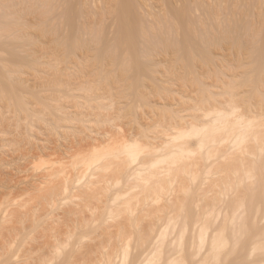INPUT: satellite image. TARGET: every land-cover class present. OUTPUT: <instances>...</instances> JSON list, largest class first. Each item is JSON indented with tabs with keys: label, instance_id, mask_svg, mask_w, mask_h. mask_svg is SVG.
Returning a JSON list of instances; mask_svg holds the SVG:
<instances>
[{
	"label": "rangeland",
	"instance_id": "rangeland-1",
	"mask_svg": "<svg viewBox=\"0 0 264 264\" xmlns=\"http://www.w3.org/2000/svg\"><path fill=\"white\" fill-rule=\"evenodd\" d=\"M172 1L0 0V264H264V0Z\"/></svg>",
	"mask_w": 264,
	"mask_h": 264
},
{
	"label": "bare ground",
	"instance_id": "bare-ground-1",
	"mask_svg": "<svg viewBox=\"0 0 264 264\" xmlns=\"http://www.w3.org/2000/svg\"><path fill=\"white\" fill-rule=\"evenodd\" d=\"M86 3L88 4L89 0H83V4L86 5ZM167 3H168L167 8L164 9V12L158 17V22L156 24H158V26L160 28H163L164 26H168V25H171V27L178 26L182 29V32L184 31L186 33L188 21L185 17H183V12L179 11L178 6L176 5V3L174 1L167 0ZM148 6H149V4L147 3V0L141 1V3L139 5L134 0H122L121 7H120V10H121L120 11V20L121 21L119 24L120 25L119 29H121V31L123 33H126V35L127 34L129 35L127 37L128 42H130V43L132 42L131 32L134 33L137 38L140 35V34L137 35L138 32L139 33L141 32V34L144 33V31H145L144 21L145 20L140 16V9L144 8L146 11H148L147 12L148 15H151L152 13H151L150 9L148 8ZM93 12H96V11L88 9L79 15V19L77 18L76 20H74L73 24H74V26H76V28H75L76 31L82 30L84 32H88L91 36H93L95 34V27H96L95 24L97 23L96 22L97 19L94 17H98V16L96 15V13L94 14ZM127 16H128V18H127ZM129 17L131 18L130 20H129ZM80 19H83V21ZM94 19H96V21ZM174 19H176L178 22H175L176 20H174ZM160 30H162V29H160ZM185 45L187 46V44H185ZM128 46L134 53L137 52V49H134L135 46H133L132 43H131V45L128 44ZM221 109L222 108H218L215 106V107L207 110L203 115L204 118H209L212 115V113L217 114L215 121L213 123L215 126L210 127L209 124L204 125V126L202 125V127L193 125L190 128V130L191 129L197 130L200 128H204L207 132L204 135V138H210L207 141H213L212 138L220 130H222L221 126H219V124H224L222 126V128L226 127L225 126V123H226L225 120L227 119L228 115L226 113L224 114L225 111H222ZM236 109L237 108L234 107L230 111L237 112ZM244 126H246L247 129L250 127L247 124ZM177 130H179V131L177 132L175 130L172 134H169L170 135V141L171 140H177L181 135H183L186 132L185 130L182 131V129H177ZM242 136H243V131L238 133L237 138L235 137V139L233 141V148L236 146V144L239 141L242 140ZM209 149H210V147H208V149H207L208 155H210ZM183 150H187V149H183ZM175 153L176 152L174 151V152H171L170 154L175 155ZM143 166H145V162L142 163V161H141L138 164V166L135 168V171H138L140 169L139 167H143ZM132 172H134V171L131 170V172H129V174L130 173L132 174ZM131 174L129 176H133ZM134 174H135V172H134ZM201 228L203 229L204 227H201ZM218 238H219V232L213 231L210 233V239H211L210 245H211V247H213V246L215 247V245L217 248L220 247L219 241H217ZM128 248H129L128 244L122 245L123 250H120V247L115 245L114 247H111L109 251L102 252V254L97 258L98 259L97 262H98V264H118V263L122 262L121 261V255L122 254L120 251L126 252L128 250ZM150 258H151V253L146 251L145 253H143L141 255V258L137 262V264H150L149 263L151 260ZM92 263L94 264V262H92ZM92 263H87V264H92ZM123 263H124V261H123ZM79 264H85V263H79Z\"/></svg>",
	"mask_w": 264,
	"mask_h": 264
}]
</instances>
